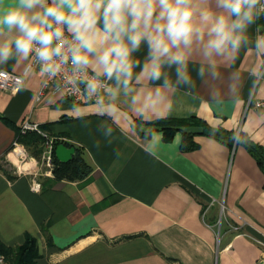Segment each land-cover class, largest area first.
<instances>
[{
  "label": "crops",
  "instance_id": "crops-1",
  "mask_svg": "<svg viewBox=\"0 0 264 264\" xmlns=\"http://www.w3.org/2000/svg\"><path fill=\"white\" fill-rule=\"evenodd\" d=\"M249 32L264 34V17ZM146 51L135 54L141 62ZM261 64L243 48L218 76L200 77L190 64L192 83L175 92L170 110L144 124L124 109L111 134L110 120L87 115L95 107L77 113L62 95L37 102L38 72L15 94L0 89V244L34 237L35 264H264V108L252 105L264 97ZM0 69L19 73L11 61ZM25 119L79 147L90 173L40 174L32 191L30 174L5 160ZM194 120L220 137L181 130L200 126ZM144 127L162 137L155 155L145 150Z\"/></svg>",
  "mask_w": 264,
  "mask_h": 264
},
{
  "label": "clouds",
  "instance_id": "clouds-1",
  "mask_svg": "<svg viewBox=\"0 0 264 264\" xmlns=\"http://www.w3.org/2000/svg\"><path fill=\"white\" fill-rule=\"evenodd\" d=\"M262 17L264 0H0V66L13 62L18 81L38 72L67 89L79 100L73 110L95 107L87 115L110 120L111 134L124 109L144 124L170 110L175 92L192 83L190 64L200 77L218 76L242 48L264 61V34L249 32ZM143 132L155 155L162 137Z\"/></svg>",
  "mask_w": 264,
  "mask_h": 264
},
{
  "label": "built area",
  "instance_id": "built-area-1",
  "mask_svg": "<svg viewBox=\"0 0 264 264\" xmlns=\"http://www.w3.org/2000/svg\"><path fill=\"white\" fill-rule=\"evenodd\" d=\"M18 74L19 73L6 69H0V89L11 94L17 93L24 86L25 82V80L18 81L16 79ZM45 95H62L73 103H79L77 96L70 93L67 89L59 90L54 87L53 82H49L46 78L41 77L38 89L35 93V100L39 102ZM252 105L256 108H264V97L254 99ZM28 131H34L43 137L42 149L39 157L34 156L16 136L6 153L5 160L13 167L16 174H19L20 169L30 174V189L32 191H39L40 182L37 177L40 174L52 173L55 146L58 143L66 144L70 142V140L66 137L50 135L42 130L38 123L25 119L19 127V134H25ZM31 162L32 164L29 165ZM27 163L28 166L26 165ZM0 263L4 264L1 255Z\"/></svg>",
  "mask_w": 264,
  "mask_h": 264
},
{
  "label": "trees",
  "instance_id": "trees-1",
  "mask_svg": "<svg viewBox=\"0 0 264 264\" xmlns=\"http://www.w3.org/2000/svg\"><path fill=\"white\" fill-rule=\"evenodd\" d=\"M186 123V122H185ZM192 123L200 125L204 130V133L209 136L220 137L219 132L212 127L200 122L193 121ZM40 128L44 130L41 126ZM45 131V130H44ZM17 138L27 147V149L34 155L37 156V151L34 153L30 145H37L38 142H43V137L34 132L28 131L25 134H19V130L17 132ZM223 139L227 140L228 137H224ZM66 145L73 146L70 143H66ZM186 148H192L195 146L194 143L189 142L188 144L184 143ZM75 152L72 159L66 163H61L54 156V167L53 174L57 179H69V180H80L85 178L91 171V165L88 163L82 153V150L79 147H75ZM38 152H41V149L38 148ZM39 154V153H38ZM264 163V161H262ZM0 255L2 256V260L4 264H35L39 253L37 249V243L34 237L30 235H26L25 239L22 243L6 246L0 244Z\"/></svg>",
  "mask_w": 264,
  "mask_h": 264
},
{
  "label": "water",
  "instance_id": "water-1",
  "mask_svg": "<svg viewBox=\"0 0 264 264\" xmlns=\"http://www.w3.org/2000/svg\"><path fill=\"white\" fill-rule=\"evenodd\" d=\"M181 130L188 133H201L203 128L197 125H190V126H182ZM74 152H75L74 146H69L64 143H58L54 149L55 157L61 163H66L70 161L74 155Z\"/></svg>",
  "mask_w": 264,
  "mask_h": 264
},
{
  "label": "rangeland",
  "instance_id": "rangeland-1",
  "mask_svg": "<svg viewBox=\"0 0 264 264\" xmlns=\"http://www.w3.org/2000/svg\"><path fill=\"white\" fill-rule=\"evenodd\" d=\"M30 148H31V150H32L33 152L36 150L37 153H36V152H34V153H36V155H37L36 157H39V155H40L41 152H38V148H39V149H42V143H41V142H38L36 146H34V144H31V145H30ZM38 153H39V154H38Z\"/></svg>",
  "mask_w": 264,
  "mask_h": 264
}]
</instances>
